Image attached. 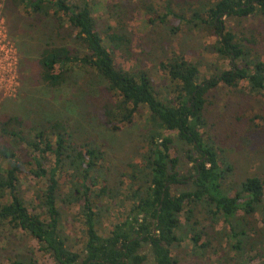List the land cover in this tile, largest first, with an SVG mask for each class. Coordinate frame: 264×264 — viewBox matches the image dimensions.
Returning <instances> with one entry per match:
<instances>
[{
	"label": "trees",
	"instance_id": "16d2710c",
	"mask_svg": "<svg viewBox=\"0 0 264 264\" xmlns=\"http://www.w3.org/2000/svg\"><path fill=\"white\" fill-rule=\"evenodd\" d=\"M199 1L186 8L190 20L174 14L167 21L169 7L165 16L146 9L147 24L165 28L155 37L162 55L158 86L148 70L117 66L116 52L131 54L132 40L110 24L100 31L94 0H10L29 15L53 19L57 30L70 29L66 42L42 50L46 85L61 87L80 70L106 84L97 113L110 131L137 117L146 127L137 157L111 178L104 146L79 141L68 122L8 117L0 124V232L37 241L52 264H185V252L204 264L212 256L219 264H264V178L237 180L231 149L217 143L207 116L220 87L264 98L263 34L225 23L264 18V0ZM182 21L189 32L216 38L205 46L214 63L174 47ZM256 132L250 126L244 140ZM179 187L186 189L173 191ZM74 227L80 236L70 235ZM37 252L30 246L6 264H47Z\"/></svg>",
	"mask_w": 264,
	"mask_h": 264
},
{
	"label": "rangeland",
	"instance_id": "374dc122",
	"mask_svg": "<svg viewBox=\"0 0 264 264\" xmlns=\"http://www.w3.org/2000/svg\"><path fill=\"white\" fill-rule=\"evenodd\" d=\"M96 3L94 15L98 20V27L102 31L110 24L121 33H126L132 40L131 54L116 52L115 59L118 67L128 70L145 69L151 72L158 86L162 85L159 72L161 45L157 34L164 32V25L147 24L145 12L148 6H153L158 15H167L169 7L172 14L167 21L173 20V15L184 14L190 20V13H186L189 6L198 8L199 0H94ZM38 16V15H37ZM29 15L26 9L17 7L10 0H0V17L3 19L9 38L17 50L16 77L18 89L15 96L7 97L0 89V124L8 117L16 116L31 124L39 122H53L63 120L68 122L79 141L90 139L102 144L107 153V165L111 178L122 172L127 164L137 157L142 146V135L145 131V118H138L132 125L124 126L118 132L110 131L100 119L97 109L106 100L103 82L96 83L95 78L88 77L84 72L76 70L69 75L67 82L58 88H51L41 77L42 68L40 58L42 50L47 45H58L67 41L70 34L69 27L57 30V23L53 19H41L39 16ZM186 21H182L175 42V48L185 51L189 58L196 61L214 63L211 53L205 46L215 43V37H207L199 29L188 31ZM264 18L255 17L247 20H225L228 28L235 31L247 29L248 25L259 29L264 36ZM250 28V27H249ZM203 74L210 75L207 64L201 67ZM246 83H242L245 89ZM164 89V88H163ZM244 91V90H243ZM209 122L214 124L213 131L217 143L231 149V159L236 168L238 181L247 177L259 176L264 178V98L250 96L247 91L242 93L220 87L211 94L207 106ZM251 120H255L254 123ZM257 131L249 134L250 143L244 138L247 129ZM257 128H256V127ZM176 136L175 133H167ZM248 137V136H247ZM175 143V152L184 162L182 148ZM182 173L187 174L189 167L182 164ZM35 186L33 181H30ZM29 182V183H30ZM25 187H28V184ZM31 187V184L29 185ZM34 188V187H33ZM186 187L174 188V192L182 191ZM32 192H29V197ZM72 225L73 223L70 222ZM79 227L73 228L71 236H80ZM2 232V231H1ZM0 232V264H6L7 258L26 252L33 246L37 249L40 263L52 262L44 258L38 250L37 241L24 236L13 237ZM6 236L8 239H6ZM216 244V243H215ZM217 246V244H216ZM186 253V254H185ZM183 253L185 264H204V260L191 258ZM221 254L218 253L217 256ZM208 264H219L216 256H212ZM259 260H257L258 262ZM207 262V261H206ZM146 264H154L150 259Z\"/></svg>",
	"mask_w": 264,
	"mask_h": 264
},
{
	"label": "built area",
	"instance_id": "2783aa9c",
	"mask_svg": "<svg viewBox=\"0 0 264 264\" xmlns=\"http://www.w3.org/2000/svg\"><path fill=\"white\" fill-rule=\"evenodd\" d=\"M17 50L9 38L5 23L0 17V89L5 96H15L18 89L16 77Z\"/></svg>",
	"mask_w": 264,
	"mask_h": 264
}]
</instances>
